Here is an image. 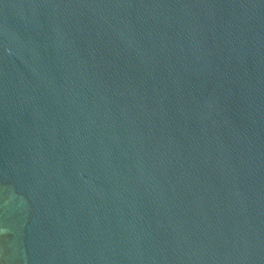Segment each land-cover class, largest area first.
<instances>
[{"label": "water", "instance_id": "1", "mask_svg": "<svg viewBox=\"0 0 264 264\" xmlns=\"http://www.w3.org/2000/svg\"><path fill=\"white\" fill-rule=\"evenodd\" d=\"M0 264H264V0H0Z\"/></svg>", "mask_w": 264, "mask_h": 264}]
</instances>
